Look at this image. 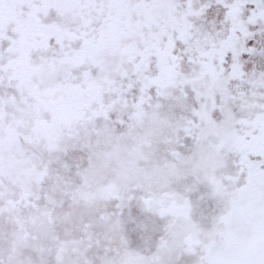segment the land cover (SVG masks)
Listing matches in <instances>:
<instances>
[{
  "label": "snow or ice",
  "instance_id": "6c2138e0",
  "mask_svg": "<svg viewBox=\"0 0 264 264\" xmlns=\"http://www.w3.org/2000/svg\"><path fill=\"white\" fill-rule=\"evenodd\" d=\"M0 264H264V0H0Z\"/></svg>",
  "mask_w": 264,
  "mask_h": 264
}]
</instances>
